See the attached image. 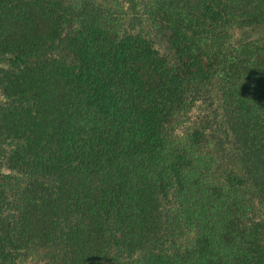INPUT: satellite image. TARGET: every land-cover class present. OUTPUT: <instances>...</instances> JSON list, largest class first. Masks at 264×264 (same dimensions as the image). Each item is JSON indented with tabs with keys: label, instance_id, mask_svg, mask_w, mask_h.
<instances>
[{
	"label": "trees",
	"instance_id": "obj_1",
	"mask_svg": "<svg viewBox=\"0 0 264 264\" xmlns=\"http://www.w3.org/2000/svg\"><path fill=\"white\" fill-rule=\"evenodd\" d=\"M264 264V0H0V264Z\"/></svg>",
	"mask_w": 264,
	"mask_h": 264
},
{
	"label": "rangeland",
	"instance_id": "obj_2",
	"mask_svg": "<svg viewBox=\"0 0 264 264\" xmlns=\"http://www.w3.org/2000/svg\"><path fill=\"white\" fill-rule=\"evenodd\" d=\"M33 261L30 259L28 262H26V264H32Z\"/></svg>",
	"mask_w": 264,
	"mask_h": 264
}]
</instances>
